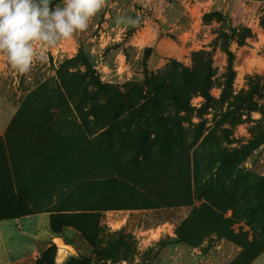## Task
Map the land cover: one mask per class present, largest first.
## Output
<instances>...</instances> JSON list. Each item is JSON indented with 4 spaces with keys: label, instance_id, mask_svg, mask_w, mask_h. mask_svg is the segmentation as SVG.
Listing matches in <instances>:
<instances>
[{
    "label": "rangeland",
    "instance_id": "374dc122",
    "mask_svg": "<svg viewBox=\"0 0 264 264\" xmlns=\"http://www.w3.org/2000/svg\"><path fill=\"white\" fill-rule=\"evenodd\" d=\"M34 47L27 73L0 53V193L27 191L31 207L50 216L73 207L64 196L81 153L95 163L134 146L185 150L137 179L157 204L111 191L127 206L99 211L96 249L112 258L65 226L52 237L69 247L50 241L56 264L80 255L89 264H244L264 247V0H103L87 30ZM194 81L199 91L187 101L170 99L173 87ZM90 186L75 208L95 207L108 192ZM217 217L240 243L214 231Z\"/></svg>",
    "mask_w": 264,
    "mask_h": 264
},
{
    "label": "trees",
    "instance_id": "16d2710c",
    "mask_svg": "<svg viewBox=\"0 0 264 264\" xmlns=\"http://www.w3.org/2000/svg\"><path fill=\"white\" fill-rule=\"evenodd\" d=\"M51 5L52 2H49V6ZM205 72L206 75L203 76V89L201 92H205L209 84V68L206 67ZM196 90L199 91L198 83L197 81H194L192 84L188 83L185 88L181 87L179 89H174L173 87L169 93V96L170 99H172L176 104L180 105L187 101L190 93ZM236 99L238 98L235 97L234 100ZM240 121L241 119H239V117H232L229 122L237 124ZM12 124H14V122H11L10 125ZM9 127L5 132V137L8 133ZM103 132L106 135L109 133L108 130H103ZM103 132L100 135H103ZM164 136L165 139H169L172 142H176L178 140V136L169 132H165ZM208 137L209 135H207L205 139H208ZM197 138H199V136H197L195 140H197ZM141 140L144 141L146 138L143 137ZM167 146L168 145H163L155 152L154 155H151L149 150L140 146H134V148L131 150H123L117 154H115L112 150H107L101 158L102 161L95 163L85 161V159L82 160V158H85V153H81L76 166L72 167L71 169L72 176L66 185L67 188L73 185V188L64 196V201L73 205V207H56L55 210L51 211L49 216V228L51 232L58 234L63 227L72 226L78 232H80L82 237L91 245V248L95 250L93 252L104 255V257L107 259L112 258L109 254L103 253L105 251L103 248L96 249L99 232V211L127 206L121 204L119 198L112 196L111 191L117 187L123 189L124 191H136L140 196L136 200L134 199V202L139 201V204H145L147 202H150L151 204H157L159 198L151 195L150 191L145 185H143L142 181H138L137 179L141 175H148L150 171V165H164V163L167 161L173 162L172 160L180 158L185 153V150H183L182 147L170 148ZM225 152L227 154H231L230 151ZM193 158L196 159V155H194ZM230 160L231 159H229V162H231ZM46 172V167L42 173L40 172L43 179L46 177ZM193 174L194 180L197 182L199 175L198 171L194 169ZM254 178L257 180V183L255 184L260 190L261 186L263 185V182L260 181L262 179L256 175H254ZM90 184H96L102 187L105 185L108 192L102 196V201L95 207L75 208V205L82 206L83 202L89 198V195H93L94 190ZM49 185L51 186L50 181ZM51 187L55 188L54 185ZM38 213H40L39 210H35L31 207L30 194L27 191H16L13 194L6 192L0 193V221ZM213 224L214 231L220 236L232 239L237 243L241 242V233L233 232L229 228V224L226 220L217 217ZM263 250L264 247H261L260 250L250 251L247 253L244 264H250L259 254L263 252ZM54 254L55 246L51 244L47 248L41 250L39 257L35 261V264H56L54 260ZM89 258L90 257L85 255H80L78 259H70L62 264H89Z\"/></svg>",
    "mask_w": 264,
    "mask_h": 264
},
{
    "label": "clouds",
    "instance_id": "9594fccd",
    "mask_svg": "<svg viewBox=\"0 0 264 264\" xmlns=\"http://www.w3.org/2000/svg\"><path fill=\"white\" fill-rule=\"evenodd\" d=\"M49 2L0 0V53L19 73L31 70L36 43L52 48L58 40L87 30L103 5V0H63V6L53 8Z\"/></svg>",
    "mask_w": 264,
    "mask_h": 264
},
{
    "label": "crops",
    "instance_id": "0c3cea01",
    "mask_svg": "<svg viewBox=\"0 0 264 264\" xmlns=\"http://www.w3.org/2000/svg\"><path fill=\"white\" fill-rule=\"evenodd\" d=\"M52 239L46 213L1 220L0 264H35L40 251ZM250 264H264V251Z\"/></svg>",
    "mask_w": 264,
    "mask_h": 264
},
{
    "label": "water",
    "instance_id": "95a60500",
    "mask_svg": "<svg viewBox=\"0 0 264 264\" xmlns=\"http://www.w3.org/2000/svg\"><path fill=\"white\" fill-rule=\"evenodd\" d=\"M57 239H61L60 237H55L54 239H53V241H54V244L57 246V248L60 250L61 248L59 247V246H64V247H69L67 244H65L64 242H58L57 241ZM63 241V240H62Z\"/></svg>",
    "mask_w": 264,
    "mask_h": 264
},
{
    "label": "bare ground",
    "instance_id": "6f19581e",
    "mask_svg": "<svg viewBox=\"0 0 264 264\" xmlns=\"http://www.w3.org/2000/svg\"><path fill=\"white\" fill-rule=\"evenodd\" d=\"M57 241H58L59 243H60V242H61V243L63 242L62 239H57ZM61 250H62V249H61Z\"/></svg>",
    "mask_w": 264,
    "mask_h": 264
}]
</instances>
